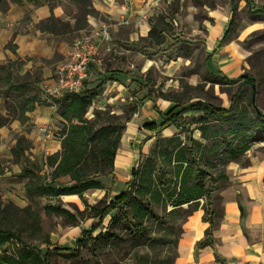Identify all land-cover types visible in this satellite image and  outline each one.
Wrapping results in <instances>:
<instances>
[{"label": "rangeland", "instance_id": "374dc122", "mask_svg": "<svg viewBox=\"0 0 264 264\" xmlns=\"http://www.w3.org/2000/svg\"><path fill=\"white\" fill-rule=\"evenodd\" d=\"M58 1L63 6L64 12L76 20L74 26H71L68 19L63 20L51 14L57 19V21L48 22L51 30L58 34L70 31L73 38L82 35L84 31L81 28L86 23L85 14H89L86 13L88 0ZM233 1L237 2V0ZM104 2L112 5L113 0ZM229 2L230 0H158L153 15H150V19L147 18L150 21L149 25L155 24L156 27L152 35L133 39L116 38L114 49L105 58L102 76L98 80L85 82V87H93L99 81H104L103 90L92 100L85 112V116L94 127L106 122H116L117 126L125 125L124 132L127 125L133 121L137 126L142 125L148 110L166 111L175 103L185 105L198 99L217 106H228L241 79L239 75L232 77L221 74V71L211 66L205 47L206 28L203 21L207 19L209 10L223 8ZM248 3L251 5L253 1ZM247 8L248 6H245L237 12L233 27L243 26L247 19L254 17L249 14ZM95 17L102 19L104 21L102 23L107 25L110 32L112 24L117 22L106 13H98ZM121 24L127 25L128 22ZM243 44L249 49V53L246 57L247 68L246 70L243 68L242 73H251L256 79L255 103L259 110L264 111V28L251 32L248 40ZM207 57L208 62H206ZM222 75H226L228 80H223ZM115 78L118 84L112 83ZM12 79L13 82L19 80L15 75ZM1 85L5 86L6 81L2 80ZM33 94L41 100L44 98L38 85L15 94L8 104L10 115L17 116L19 114L17 108L22 98ZM249 94L250 87L245 85L237 101V109L240 113L254 117L253 107L248 101ZM43 103L46 104L44 100ZM57 104L60 106L61 100L57 101ZM196 117L197 113L186 112L178 122L164 128L158 134L154 133L153 136L145 134L143 139L139 138L137 141L127 139L122 145L119 142L115 158L123 154L124 161L120 167H117L114 159L111 172L94 175L102 182L103 188L84 191L82 197L87 204L76 194L42 195L29 200L24 190L26 178L22 174L13 172L9 163L0 166V171H4V167L10 171L9 174L0 178L1 183H4L0 188L2 215L0 226L17 229L29 245L41 252L55 244L72 246L76 236L82 230L89 229L97 220L98 215L95 210L108 203L125 187V181L129 178L131 168L137 159L141 162L142 171L137 187L141 189L143 186H150L143 192H136V197L139 199L137 203L151 197L152 190L162 189L161 184L157 182L158 169L164 167V171L171 173L172 168L171 165L159 163L157 152L164 138L177 135L184 139L187 133L185 129L190 128L192 136L203 141L206 145L205 151L208 152L207 149L211 147L212 142L201 138L200 132L196 129L197 123L194 121ZM30 119L19 120L28 123V126L26 125L28 134L33 125ZM56 119L58 121L56 125L60 129L63 123H67L65 118L59 120L56 117ZM211 124L216 123L211 121ZM231 125L230 121L224 124L225 127ZM58 132L62 134L61 131ZM31 133L30 137L25 134L20 135L26 136L32 145V138L39 140L34 131ZM63 137L64 134H62ZM223 147L217 150V153L209 151L208 160L201 162V165L207 169L203 184L206 186L209 197L203 195L189 207L184 204L182 208L174 209L164 195L159 202L151 200L150 205L157 216L149 213L140 220L145 228L142 233H138L132 227L135 214L133 201L118 205L105 216L101 225L92 233V238L80 248L77 255H54L50 264H176L177 245L183 233L181 223L185 220L183 218L187 211L190 212L191 208L201 206L206 218L210 219L213 212L220 208L221 192L227 191L228 186L230 188L226 194H232L237 199H241L242 204L249 205L251 199L245 198L244 195L243 183L246 178L239 175L245 171L254 174L258 162L264 158V136L252 140L250 149L237 160L225 157L222 154ZM56 151L34 156L40 163L39 175L44 181L50 179L51 172V167L45 164V157ZM10 152L12 154L11 149ZM27 154L34 155L31 148ZM9 161H15L13 154ZM219 174L222 177L217 178ZM166 176L171 179V187L177 188L178 183L172 180L173 176L171 174ZM55 183L63 186L71 183V179L68 175H64L57 178ZM191 183L192 180H189L188 185ZM258 184L262 190L263 175ZM49 205L61 206L69 211V215L48 210ZM32 215L38 217V227L33 225Z\"/></svg>", "mask_w": 264, "mask_h": 264}, {"label": "trees", "instance_id": "16d2710c", "mask_svg": "<svg viewBox=\"0 0 264 264\" xmlns=\"http://www.w3.org/2000/svg\"><path fill=\"white\" fill-rule=\"evenodd\" d=\"M14 1L19 2L20 0ZM74 1L79 2L81 0ZM245 1L251 16H258L264 12V4L255 8L248 3L251 0ZM230 3L231 17L221 40L228 36L234 25L236 4L233 0H230ZM86 13L97 16L99 12L94 8H88ZM54 21H57V19L50 15L45 21L39 22V28L52 31L48 22ZM155 30V24H152L148 35H152ZM206 62H208V57ZM0 69L4 70V66L0 65ZM239 77L241 81L231 96L228 106H217L201 99L185 105L175 103L166 111L158 110L156 119L142 124L149 135L153 136L154 133L158 134L164 128L178 122L184 113L195 112L197 117L194 121L197 123L196 129L200 132L201 138L212 142L211 147L206 152L205 143L194 138L192 129L189 127V129H185L187 133L184 135V139L177 135L164 138L157 152L159 163L171 165L172 168L170 169L171 173L164 171V167L158 169L157 182L161 184L162 189L152 190L151 197L137 203L139 199L136 197V192H143L144 189L150 188V186H143L141 189L137 187L138 180L142 175L141 162L138 159V165L135 166L134 164L131 168L130 176L125 181V187L114 195L108 203L95 210L98 215L97 220L89 229L82 230L76 236L72 246L55 244L46 247L44 252H41L34 246L29 245L17 229L0 226V264H50L54 255L75 256L79 253L80 248L92 238V233L101 225L105 216L118 205L130 201H133L135 212L132 227L138 233H142L145 228L140 220L149 213L157 216L150 205L151 200L159 202L164 195L166 200L171 202L174 209L176 207L182 208L184 204L189 207L191 203L197 202L203 195L209 197L206 186L203 184L207 169L201 165L203 160H208L207 153H210L209 151L217 153V150L223 147L224 141L225 146L222 154L225 157L228 156L231 160H237L239 156L250 149L252 140L264 136V111L256 107L254 96L256 93V79L248 72H243ZM221 78L228 80L226 75H222ZM3 79L6 81L5 90L8 92L20 93L24 89L34 86L30 81L12 82L9 74H6ZM245 85L250 87L248 101L253 107L254 117L247 116L246 113H240L237 109V101ZM103 87L104 81L101 80L93 87H84L79 94L67 93L59 99L61 105H58V113L67 120V123H63L60 130L64 134L61 140V150L45 157V164L51 167L48 181L42 180L39 175L40 163L38 159L27 154L32 146L31 141L24 135H19L16 138L11 151L15 159L14 162H20L22 165V175L26 178L24 190L29 200H32L35 196L67 194H77L83 200L82 194L84 191L103 188L102 182L97 180L94 175L106 174L113 170L116 151L125 128L123 124L117 126L116 122H106L94 127L85 116L87 108L92 100L101 93ZM38 101L43 102V99H39L36 94L23 97L16 118L18 120L28 118L25 112L32 110L34 103ZM8 121L7 116L0 114V127ZM211 121L216 124H211ZM229 121L232 122V125L225 127L224 124ZM168 173L173 176L172 180H176L178 183L177 188L171 187V179L166 176L169 175ZM64 175L70 177L71 183L63 186L56 185L55 180ZM218 177H222L221 174L217 175ZM189 180H192V183L188 185ZM84 203L87 204L86 201ZM92 207L95 209L94 206ZM47 208L69 215V211L61 206L49 205ZM194 209L195 207L191 208L190 212L187 211L183 219L191 214ZM0 218H2L1 209ZM31 218L33 225L38 227V217L32 215ZM203 219L209 220L212 224V221L206 218L205 213ZM206 232L208 234V229ZM100 235L105 234L101 233Z\"/></svg>", "mask_w": 264, "mask_h": 264}, {"label": "crops", "instance_id": "0c3cea01", "mask_svg": "<svg viewBox=\"0 0 264 264\" xmlns=\"http://www.w3.org/2000/svg\"><path fill=\"white\" fill-rule=\"evenodd\" d=\"M0 1V65L4 66V70L0 69V114L9 118V121L0 127V166L9 163L12 171L20 175L22 165L9 161L12 158L10 149L17 136L25 134L30 137L32 133L31 131L30 134L26 133L27 122H20L17 116L10 115L8 104L15 94L19 93L4 90L6 85L2 86L1 81L6 74L10 75L11 81L13 75L17 76L19 80L15 83L30 81L38 87L43 80H53L56 66L64 59V53L74 38L70 31L58 34L41 30L38 24L51 14L63 20L68 19L71 26H74L76 18L64 12L58 0ZM104 1L88 0L87 7L94 8L99 13H106L117 21L110 27L114 41L116 38L133 39L148 35L151 25L147 18L150 19V15H153L158 0H113L112 5H107ZM251 1H253L251 6L255 8L264 4V0ZM235 4L236 17L237 12L247 4L245 0H237ZM231 12L229 2L223 8L209 10L207 19L203 22L206 28L205 47L211 66L221 71V74L234 77L242 74L243 68H247L246 57L249 49L245 48L243 43L248 40L251 32L264 28V12L250 17L243 26L233 27L228 36L221 40ZM84 19L86 23L81 28L83 34L104 22L90 14H85ZM124 20H128L127 25L121 24ZM108 56L109 54L104 58ZM101 73L102 71L91 65L86 82L98 80L102 76ZM116 80V78L112 80V83L118 84ZM17 110L19 111V108ZM147 112L145 122L158 117L156 111ZM25 114L29 119L32 118L31 124H45L49 121L57 123L56 117L59 120L63 119L43 102H35L34 108ZM127 126L120 138L121 145L125 144L127 139L137 141L139 138L143 139L145 134L149 135L142 125L137 126L134 121ZM60 145L61 141L58 139L43 145L32 138L31 151L34 155L31 157L60 150ZM124 159L125 156L120 154L115 158V166L120 167ZM3 169L4 171H0V178L10 172L7 167ZM263 174L264 158L258 162L254 174L245 171L239 175L246 178L243 186L245 198L251 199L249 205L242 204L241 199L232 194H226L230 188L228 186L227 191L221 192L220 208L218 207L211 215L212 224L209 220L203 219L204 209L201 206L195 208L183 220L181 223L183 233L177 245L176 264H264V187L261 190L258 184ZM3 184L0 179V188Z\"/></svg>", "mask_w": 264, "mask_h": 264}, {"label": "built area", "instance_id": "2783aa9c", "mask_svg": "<svg viewBox=\"0 0 264 264\" xmlns=\"http://www.w3.org/2000/svg\"><path fill=\"white\" fill-rule=\"evenodd\" d=\"M113 49V37L104 23L74 38L64 53V59L56 66L53 80H43L39 84L46 105L58 113L57 100L67 93L79 94L85 87L91 65L97 67L100 72L103 71L104 56ZM60 130L56 123L50 121L45 124L33 123L30 129L43 145L47 141L60 140Z\"/></svg>", "mask_w": 264, "mask_h": 264}, {"label": "water", "instance_id": "95a60500", "mask_svg": "<svg viewBox=\"0 0 264 264\" xmlns=\"http://www.w3.org/2000/svg\"><path fill=\"white\" fill-rule=\"evenodd\" d=\"M138 165V159L136 160V162H135V166H137Z\"/></svg>", "mask_w": 264, "mask_h": 264}]
</instances>
